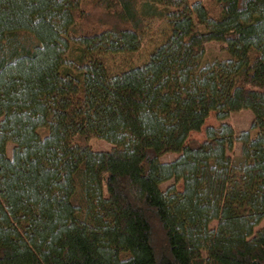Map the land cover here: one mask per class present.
Segmentation results:
<instances>
[{
    "label": "trees",
    "instance_id": "trees-1",
    "mask_svg": "<svg viewBox=\"0 0 264 264\" xmlns=\"http://www.w3.org/2000/svg\"><path fill=\"white\" fill-rule=\"evenodd\" d=\"M263 220L264 0H0V264H264Z\"/></svg>",
    "mask_w": 264,
    "mask_h": 264
},
{
    "label": "rangeland",
    "instance_id": "rangeland-1",
    "mask_svg": "<svg viewBox=\"0 0 264 264\" xmlns=\"http://www.w3.org/2000/svg\"><path fill=\"white\" fill-rule=\"evenodd\" d=\"M196 1V0H191ZM171 32V28L166 20L158 21L152 19L147 22L143 33L140 36L141 39V47L140 49L134 54H118L114 57L105 56L106 64L108 70L111 74L116 75L120 74L124 71L129 69L139 67L147 63L149 55L151 52L165 42V40L169 37ZM227 58V55L223 51V47L218 43H209L205 46L204 56L202 59V65H206L211 63L214 60H224ZM253 121V117L250 111L243 110L240 112L232 113L229 115L228 119L224 122L231 125V127L236 131H250V126ZM222 122H219L215 118L214 113H210L208 118L205 121L204 126L202 127L199 133H192L189 136V139H194L196 141H203L204 140V129L207 126L217 127ZM39 134L41 136L45 135V130L40 129ZM91 148L94 151H109L112 149V145L109 143L98 140V139H91L89 141ZM241 146L239 143H234L233 145V154L239 155ZM12 145H8L6 148V153L8 156L11 155ZM176 158L175 155H166L161 157L162 162H170ZM173 180L163 183L161 188L165 190L167 187L173 185ZM264 228V220L261 224L256 228L259 230Z\"/></svg>",
    "mask_w": 264,
    "mask_h": 264
}]
</instances>
